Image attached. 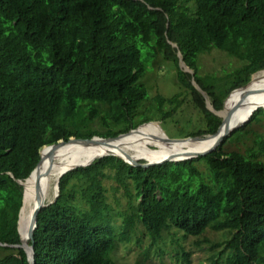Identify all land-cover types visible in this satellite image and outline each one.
<instances>
[{"label": "trees", "instance_id": "1", "mask_svg": "<svg viewBox=\"0 0 264 264\" xmlns=\"http://www.w3.org/2000/svg\"><path fill=\"white\" fill-rule=\"evenodd\" d=\"M215 49L239 66L201 75L200 57ZM177 50L212 107L222 109L231 91L253 74L257 83L264 70V0H0V239L18 236L23 192L15 180L29 176L44 145L171 121L186 101L196 119L180 129L183 138L216 133L219 120L178 67ZM155 57L172 63L181 92L156 94L143 109L140 80ZM257 114L264 111L231 133L241 139L225 138L203 157L133 167L105 156L65 173L57 198L37 216L35 264H114L118 243L138 227L153 242H208L207 264H264V140L245 153L223 149L253 132ZM109 182L122 190L124 209L109 202ZM209 231L219 240L209 241ZM0 250L7 252L0 264H28L22 250Z\"/></svg>", "mask_w": 264, "mask_h": 264}, {"label": "rangeland", "instance_id": "2", "mask_svg": "<svg viewBox=\"0 0 264 264\" xmlns=\"http://www.w3.org/2000/svg\"><path fill=\"white\" fill-rule=\"evenodd\" d=\"M237 66H239L238 61L216 49L202 55L199 59V71L201 75H221L231 71ZM140 82L144 85L147 91L146 98L142 102L143 109L151 108L150 106L154 104L153 97H155L156 94H159L164 98H171L181 92V89L176 83L175 69L172 63L169 61H163L161 57H155L146 64V72ZM195 119L196 112L188 105V101H186V105L184 104L183 106V111L181 112L180 109L179 114L176 115L173 120L159 122L160 126L162 125V130L169 138L183 139L185 131L180 129L188 130L193 126L192 124L195 122ZM155 121L158 120L156 119ZM248 123L249 122L246 124ZM148 126L154 127L155 124H148L144 127ZM241 127H244V125ZM250 127H252L251 129L253 132L249 133L246 138L239 143L229 144L230 142H227L223 146V149L227 148L228 151L245 153L247 149L254 147V141L259 139L264 140L263 114H257L251 121ZM96 129L101 131L98 126ZM243 136L242 132H236L232 136L230 134L228 136L229 138H227L228 140H239ZM208 139L210 138L208 137L207 140ZM196 140H198V138H196ZM196 143L202 142L197 141ZM194 146H196L195 142H184V148L186 150L191 149ZM139 162H144V160H140ZM107 185L109 202L113 204L116 210L124 209L126 200L122 195V190L115 192L110 188V182ZM54 194H56V191ZM53 196H51V200ZM115 199L118 200L119 206L115 204ZM115 225H120V220L118 218L115 220ZM136 233L142 235V237L139 238L138 234H135L125 245L118 243L117 249L112 254L114 264H207L209 257H212L208 251L210 246L208 242L203 243L201 247H197L194 244V241L196 240L195 238H188L184 241L178 240V242H175L167 239L165 236H163V239L158 242H153L150 238L143 236L144 232L142 231V228L138 227ZM204 235L209 237V241L219 240V236L215 233L213 235L212 231H209ZM199 239L203 240V238ZM6 254V251L0 250L1 257Z\"/></svg>", "mask_w": 264, "mask_h": 264}, {"label": "bare ground", "instance_id": "3", "mask_svg": "<svg viewBox=\"0 0 264 264\" xmlns=\"http://www.w3.org/2000/svg\"><path fill=\"white\" fill-rule=\"evenodd\" d=\"M252 80L243 89L233 93L228 103L232 104L228 111L227 122L224 129L231 128L234 124H239L247 118L257 106L264 108V71L259 76L257 83L251 85ZM153 124V123H150ZM148 125V124H147ZM139 128L132 131L127 136L102 145L98 142L82 143L70 140L56 146L48 145L40 150L41 162L33 178L37 184V193L43 203L51 200L55 193V184L61 172L76 164L89 162L100 155L120 156L128 161L144 160L150 163L160 162L164 159H174L183 157L175 152V148L188 153L201 152L214 143L218 135L207 136L210 138L202 143H195L191 149L186 150L183 142L202 141V138L188 139L169 142L165 139L159 126ZM144 127V128H141ZM223 131V130H222ZM52 193V195H51ZM36 190L28 185L24 196V204L20 212L19 233L22 242H25L32 220V207ZM53 198V197H52Z\"/></svg>", "mask_w": 264, "mask_h": 264}, {"label": "water", "instance_id": "4", "mask_svg": "<svg viewBox=\"0 0 264 264\" xmlns=\"http://www.w3.org/2000/svg\"><path fill=\"white\" fill-rule=\"evenodd\" d=\"M141 3L145 5V3L143 1H141ZM147 7L149 9H157L156 7H154L152 5H148ZM168 43L171 45L172 48L177 49V46L175 44H172L169 41H168ZM176 56H177V59H178V67L180 68V70L183 71V72L189 73L191 75V78H190L191 85L202 96V98L204 99V102H205V106L208 109V111L211 113V115H213V116L218 118L219 126L217 128L216 133H214L213 135L206 134V135H204L202 137H185L183 139H171L162 130V128L160 126V122H161L160 120H158V121L150 120L148 122H145V123L139 125L135 129L139 128L140 126L147 125V124H150V123L156 124L161 129L165 139L167 141H169V142H172V143H175L177 141H183V140L194 139V138H203V137H206V136H215V135L219 136L217 138V140L214 143H212L209 147H207L205 150H203L201 152L188 153V152H186L184 150H179V149L175 148V152L180 153V155L183 154L182 155L183 157H177V158H174V159H164V160H161L160 162H155V163H150V162H147V161L139 162L140 160L128 161V160H126V159H124V158H122L120 156H115V155H100V156H96L95 159H99V158H102V157H105V156H114V157H117V158L121 159L123 162H125L126 164H128L130 166H133V167H149V166H154V165H161V164H164L166 162H181V161L191 160V159H194V158H197V157H203V156H206V155H208V154H210V153H212L214 151H218L221 148V144L223 143L224 139L227 138L234 130H236L237 128H239V127L243 126L244 124H246L247 122H249L251 116L253 115V113L255 111L260 110V109L264 111L263 107L257 106L256 108H254V110L250 113V115L247 118L242 120V122H240L239 124H234L229 129H224L225 125H226V122H227V116H228V111L227 110L229 109V107L232 104L236 103V101L234 103H228L229 97L233 93H235L236 91H239V90L243 89L244 87H246L249 84V82L252 80V77L255 74L251 75V78H250V80H249V82L247 84H245L244 86H242V87H240L238 89H234L233 91H231L228 94V96L226 97V99H225V101L223 103L222 109L215 110L212 107L207 94L204 91H202V89L193 80L194 72L185 65V63L182 60V56H181V54H180V52L178 50H177ZM262 71H264V70H261L259 72H262ZM135 129H130L128 132L123 133V134H119V135H117L115 137L104 138V137L93 136L90 139H77L75 137H70L66 141L59 140L57 143L49 144V145L56 146V145H58L60 143L69 142L70 140L78 141V142H82V143H92V142L95 141V142H98L99 144L106 145V144H109L111 141H114L116 139H120V138H123V137L127 136L128 134H130ZM45 146H47V145L42 146L40 148V150H42ZM40 150L38 151V153H39V161H38L36 167L33 169V171L29 174V176L25 180H17V179L15 180V182L22 188V192H23L22 205H21V207L19 209L18 220H17V233H18V236L16 238L13 237V238H9V239H0V247L1 248L20 249V250H22L25 253V255H26V260H27L28 264H35L33 233H34V230L36 229L38 213L40 212V210L43 207L51 204L57 198L58 191H59L58 190V182H59L60 177H62L65 173H67L69 171H72L74 169L84 168V167L90 165L92 163V161L95 160V159H93V160H91L89 162H85V163H82V164H76L74 166H71V167H68V168L64 169L61 172L60 176L57 178V181H56V184H55L56 194H54L52 200H50L47 203H43L42 199L39 196V192L37 193V184H36V182H35V180L33 178V176H34L35 172L37 171V169L39 167V164L41 162ZM10 176L12 177L11 174H10ZM29 184L31 185V187L33 189L36 190V194H35V199H34L33 207H32L31 225H30V228L28 230L27 238H26L25 242H22L21 239H20V233H19V219H20V212H21L22 206L24 204L25 191H26V188L28 189V185Z\"/></svg>", "mask_w": 264, "mask_h": 264}]
</instances>
